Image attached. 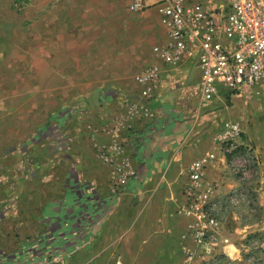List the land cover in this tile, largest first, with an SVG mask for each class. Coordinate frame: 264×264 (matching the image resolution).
Here are the masks:
<instances>
[{"label": "crops", "instance_id": "obj_1", "mask_svg": "<svg viewBox=\"0 0 264 264\" xmlns=\"http://www.w3.org/2000/svg\"><path fill=\"white\" fill-rule=\"evenodd\" d=\"M134 1L0 0V264L48 261L50 248L69 264H185L197 253L195 218L183 213L190 165L214 155L204 179L214 203L235 188L216 141L224 111L198 109L194 68L154 53L169 41L162 0L137 13ZM155 64V118L122 129L137 174L116 192L100 147ZM249 102L234 99L227 118L245 125Z\"/></svg>", "mask_w": 264, "mask_h": 264}, {"label": "built area", "instance_id": "obj_2", "mask_svg": "<svg viewBox=\"0 0 264 264\" xmlns=\"http://www.w3.org/2000/svg\"><path fill=\"white\" fill-rule=\"evenodd\" d=\"M144 9L143 0L131 5L136 13ZM158 9L169 41L164 47H155L154 53L171 69L198 65V109L217 99L226 105L237 97L264 100V0H162ZM162 79L161 65L142 70L139 96L130 102L126 115L117 120L116 140L100 147L101 157L113 167L116 192L137 174L125 153L122 129L131 131L134 121L155 118L152 103ZM221 126L216 141L227 156L239 149L244 129L238 120L222 122ZM213 158L209 154L194 161L183 188L187 201L183 213L195 218L190 232L197 248V253H188L185 264H191L196 255L212 254L217 245L219 220L210 208L216 186L206 187L204 182L208 162ZM47 264L69 263L52 256Z\"/></svg>", "mask_w": 264, "mask_h": 264}, {"label": "rangeland", "instance_id": "obj_3", "mask_svg": "<svg viewBox=\"0 0 264 264\" xmlns=\"http://www.w3.org/2000/svg\"><path fill=\"white\" fill-rule=\"evenodd\" d=\"M191 77L190 84L196 89L200 78L198 65ZM220 103L213 101L206 106L212 104L224 111L221 123L237 121L227 118L225 113L232 103ZM245 114L247 123L242 124L240 147L227 155L237 178L236 186L210 207L219 220L217 245L208 256L196 255L193 264H264V160L257 152L264 147V100L249 102ZM5 205L2 203L1 208ZM55 255L65 259L61 254ZM119 260L124 264L120 257L115 264Z\"/></svg>", "mask_w": 264, "mask_h": 264}, {"label": "trees", "instance_id": "obj_4", "mask_svg": "<svg viewBox=\"0 0 264 264\" xmlns=\"http://www.w3.org/2000/svg\"><path fill=\"white\" fill-rule=\"evenodd\" d=\"M87 232L89 231L88 229H85ZM78 239H81V237H78ZM39 247H33L32 250L36 251ZM38 251V250H37ZM36 251V252H37ZM35 252V254H36ZM49 258L52 257V256H56L55 254H52V253H56V250H53V248H50L49 249ZM37 256V255H36ZM56 257H60V256H56ZM33 264H47V261H42V260H33Z\"/></svg>", "mask_w": 264, "mask_h": 264}]
</instances>
